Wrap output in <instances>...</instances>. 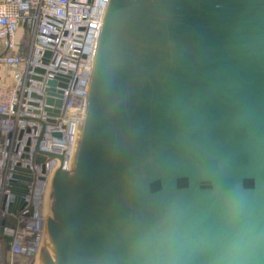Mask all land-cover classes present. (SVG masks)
Returning a JSON list of instances; mask_svg holds the SVG:
<instances>
[{
  "label": "water",
  "instance_id": "95a60500",
  "mask_svg": "<svg viewBox=\"0 0 264 264\" xmlns=\"http://www.w3.org/2000/svg\"><path fill=\"white\" fill-rule=\"evenodd\" d=\"M108 3L37 264H264V0ZM14 177L9 211L32 178ZM14 227L1 219L7 249Z\"/></svg>",
  "mask_w": 264,
  "mask_h": 264
},
{
  "label": "built area",
  "instance_id": "2783aa9c",
  "mask_svg": "<svg viewBox=\"0 0 264 264\" xmlns=\"http://www.w3.org/2000/svg\"><path fill=\"white\" fill-rule=\"evenodd\" d=\"M107 3L0 0V225L6 216L15 222L9 249L0 231V264H14L20 257L34 261L40 251L48 181L59 167L69 170L86 116ZM57 73L68 77L67 85H56L61 95L47 90ZM48 96L62 104L49 103ZM46 152L59 153L63 160ZM17 165L28 168L32 178L22 195L24 205L9 211Z\"/></svg>",
  "mask_w": 264,
  "mask_h": 264
},
{
  "label": "bare ground",
  "instance_id": "6f19581e",
  "mask_svg": "<svg viewBox=\"0 0 264 264\" xmlns=\"http://www.w3.org/2000/svg\"><path fill=\"white\" fill-rule=\"evenodd\" d=\"M111 1V0H110ZM110 3V2H109ZM109 3H107L109 5ZM108 5H106V8H105V11H104V15H103V18L105 20V16H106V11H107V8H108ZM82 126H83V123L81 124L80 126V130H79V133H78V137L76 139V142H80V137H81V132H82ZM71 161V159H70ZM70 161H69V171H72L73 168H70ZM40 252V251H39ZM39 252L37 253V256L35 258V261H34V264H37V258H38V255H39Z\"/></svg>",
  "mask_w": 264,
  "mask_h": 264
},
{
  "label": "rangeland",
  "instance_id": "374dc122",
  "mask_svg": "<svg viewBox=\"0 0 264 264\" xmlns=\"http://www.w3.org/2000/svg\"><path fill=\"white\" fill-rule=\"evenodd\" d=\"M7 79H9V75L5 77L3 80H7ZM34 261L30 260L29 258L20 257V258L15 259L14 264H34Z\"/></svg>",
  "mask_w": 264,
  "mask_h": 264
}]
</instances>
